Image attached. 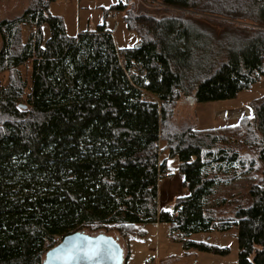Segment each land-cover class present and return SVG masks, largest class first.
Segmentation results:
<instances>
[{"label":"trees","instance_id":"1","mask_svg":"<svg viewBox=\"0 0 264 264\" xmlns=\"http://www.w3.org/2000/svg\"><path fill=\"white\" fill-rule=\"evenodd\" d=\"M153 1L195 14L135 13L128 0L112 6L141 39L133 49L117 48L106 24L68 36L64 20L50 12L55 0H33L0 22V264H43L55 237L99 226L125 227L126 237L149 222L170 225L186 251L223 257L228 248L188 239L236 230L238 264H264V172L249 189L250 204L230 218L219 220L206 207L220 170L211 165L226 172L244 165L225 131L253 121L239 142L258 144L264 162V97L251 103L252 118L229 130L168 122L181 97L231 101L264 79V0ZM205 17L256 28L219 34ZM26 26L37 29L27 40ZM27 64L29 79L20 71ZM164 125L173 130L163 132ZM161 143L178 157L189 191L172 211L158 205L166 173Z\"/></svg>","mask_w":264,"mask_h":264},{"label":"rangeland","instance_id":"2","mask_svg":"<svg viewBox=\"0 0 264 264\" xmlns=\"http://www.w3.org/2000/svg\"><path fill=\"white\" fill-rule=\"evenodd\" d=\"M33 2V0H0V22L20 16ZM127 0H55L50 6L53 16L64 20L67 35L75 37L78 33L95 29L100 24H106L113 32L115 44L119 49L137 48L140 46L139 35L131 31L125 21V13L112 11V6ZM129 8L135 13H149L155 17L161 16H183L187 19L195 13L189 10H180L166 7L153 0H128ZM107 13V17H106ZM202 21L214 28L219 34L232 32L238 36H245L250 28H256L254 24L247 21L227 22L218 18H207ZM46 40L49 37V28L46 27ZM37 29L24 28L25 40ZM0 35V50L2 48ZM25 79L30 78L31 65L27 64L20 68ZM10 72L1 77L5 86L8 84ZM28 94V91L27 93ZM264 97V79L256 83L251 90L241 93L237 99L224 102L196 103L193 99L181 97L173 107L169 118L174 127H192L198 130H209L214 128H229L238 126L241 117H253L252 102ZM23 108L25 106L22 105ZM244 119V118H243ZM244 123L240 128L225 131L226 135L232 136L231 143H235L237 150L244 161L243 167L230 166L227 172L220 165H211L220 169L215 175L217 187L214 194L207 198L206 207L216 211L219 220L230 218L238 205L250 204L248 196L252 184H257L264 172V162L259 159L260 148L256 143L239 142V134L253 130L254 125ZM163 132L170 133L169 125H164ZM167 129V130H165ZM227 130V129H226ZM239 132V133H238ZM238 133V134H237ZM161 161L166 163V173L159 180L158 205L159 209L172 211L177 199L189 195L184 186V175L180 171L178 157H171L165 144L161 143ZM241 170V171H240ZM239 172V173H238ZM232 175L235 178L231 177ZM227 202L226 205H224ZM125 227L99 226L94 231L83 229L81 232L91 236L106 235L114 238L124 250L125 260L123 264H238L239 246L236 230L228 233H220L213 230L210 234L199 233L192 235L188 240L203 242L219 248H228L230 254L226 257L198 252L186 251L180 242L182 236L178 234L171 236L170 225L166 223L149 222L133 226L126 237ZM129 253V258L126 259Z\"/></svg>","mask_w":264,"mask_h":264},{"label":"water","instance_id":"3","mask_svg":"<svg viewBox=\"0 0 264 264\" xmlns=\"http://www.w3.org/2000/svg\"><path fill=\"white\" fill-rule=\"evenodd\" d=\"M78 245L97 247L101 251L99 255L88 256L76 247ZM124 260V250L114 238L76 232L64 237L60 244L50 249L43 264H123Z\"/></svg>","mask_w":264,"mask_h":264},{"label":"snow or ice","instance_id":"4","mask_svg":"<svg viewBox=\"0 0 264 264\" xmlns=\"http://www.w3.org/2000/svg\"><path fill=\"white\" fill-rule=\"evenodd\" d=\"M76 247H78L81 252H83L84 254H86L88 256L99 255V253L101 251V249H99L97 247H86L84 245H78Z\"/></svg>","mask_w":264,"mask_h":264},{"label":"built area","instance_id":"5","mask_svg":"<svg viewBox=\"0 0 264 264\" xmlns=\"http://www.w3.org/2000/svg\"><path fill=\"white\" fill-rule=\"evenodd\" d=\"M62 240H63V237H55L54 238V244H55V246L58 245V244H60L62 242Z\"/></svg>","mask_w":264,"mask_h":264},{"label":"crops","instance_id":"6","mask_svg":"<svg viewBox=\"0 0 264 264\" xmlns=\"http://www.w3.org/2000/svg\"><path fill=\"white\" fill-rule=\"evenodd\" d=\"M106 17H107V13H106ZM93 30H95V29H90V30H88V31H93ZM81 33V32H80ZM80 33H78V34H80ZM112 35H113V32H112ZM114 36V35H113ZM118 48V47H117ZM243 118H251V117H249V116H244V117H241L240 119H243Z\"/></svg>","mask_w":264,"mask_h":264}]
</instances>
